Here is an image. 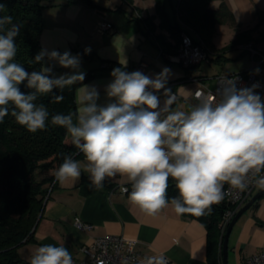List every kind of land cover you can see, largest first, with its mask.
Wrapping results in <instances>:
<instances>
[{
	"label": "clouds",
	"instance_id": "9594fccd",
	"mask_svg": "<svg viewBox=\"0 0 264 264\" xmlns=\"http://www.w3.org/2000/svg\"><path fill=\"white\" fill-rule=\"evenodd\" d=\"M6 5L0 3V13ZM21 25L13 17L0 14V123L9 114L31 133L45 130L50 113L38 96L51 94L50 103L64 100L53 93L82 82L81 56L66 50L42 49L33 61L40 70L27 71L15 61L16 38ZM91 52L85 49V54ZM47 57L69 69L53 75L54 65H44ZM169 69L154 78L140 71L114 68L106 86L108 102L99 104L95 86L78 90L75 112L56 113L50 123L62 127L77 149L61 153L62 163L53 171L54 182L80 180L87 173L91 186L103 188L104 181L117 175L126 177L129 199L145 213L155 215L171 203L177 215H210L212 206L225 198V185L241 191L250 183L264 189V99L256 92L259 84L238 88L236 78H222L215 94L195 92L198 103L190 110H174L176 94L166 88ZM259 73V68L254 70ZM32 91L25 93L20 85ZM163 90L161 104L156 93ZM83 154L86 163L75 157ZM177 196L168 197L169 181ZM29 264H74L63 245L38 246ZM127 264V261H125ZM138 264H168L161 255L143 257Z\"/></svg>",
	"mask_w": 264,
	"mask_h": 264
},
{
	"label": "crops",
	"instance_id": "0c3cea01",
	"mask_svg": "<svg viewBox=\"0 0 264 264\" xmlns=\"http://www.w3.org/2000/svg\"><path fill=\"white\" fill-rule=\"evenodd\" d=\"M222 1L231 10L236 21L233 27L238 31L256 26L260 18L258 30L264 29V0H211L209 6L217 8ZM43 3L41 49L80 54V71L95 72L82 85L97 88L101 105L108 102L105 88L113 79L112 70L122 68L131 73L136 71L140 61L147 63L143 74L152 78L164 68L170 70L166 88L176 93L174 110H190L196 102L193 92L200 82L212 85L216 75L225 74L219 72L209 76L201 64L190 68L182 66L171 59L174 53L163 51L155 39L158 28L148 35L145 33L147 25L143 19L155 14V0H44ZM101 18L112 23L111 30L97 32ZM152 20L156 25L159 19L156 16ZM254 45L264 49V39ZM86 48L91 49L89 54H85ZM103 62L112 64L102 66ZM42 63L54 65L55 76L70 71L47 57ZM82 85L79 84L75 91L77 108L78 90ZM156 94L163 104V90ZM78 160L86 163L83 154ZM82 175L86 176L84 181L80 178L63 185L56 182L51 188L35 226L34 240L18 248L26 264L36 248L44 244H63L72 256L84 258L80 246L106 234L136 239V248L142 255L163 254L168 264H207L206 229L200 221L177 215L170 202L155 215L145 213L122 192L121 186L130 184L126 177L107 178L103 188L98 189L91 186L87 173ZM76 218L91 224V228L76 226ZM263 247L264 196L233 225L228 237L227 264H243Z\"/></svg>",
	"mask_w": 264,
	"mask_h": 264
},
{
	"label": "trees",
	"instance_id": "16d2710c",
	"mask_svg": "<svg viewBox=\"0 0 264 264\" xmlns=\"http://www.w3.org/2000/svg\"><path fill=\"white\" fill-rule=\"evenodd\" d=\"M44 0H0L6 5L4 13L13 17V22L21 25L20 34L16 38L17 56L15 61L22 64L27 71H39L41 65L33 58L42 50L40 47V33L42 30V12ZM49 1V0H47ZM70 1V0H69ZM211 0H155V14L143 20L147 25L145 33L148 35L155 28L159 32L154 34L162 50L176 53L180 42V33L187 32L196 42L198 39L208 46L212 45L211 36L217 23L236 25L234 16L226 5L221 2L219 7L209 6ZM158 17L154 25L152 17ZM259 19L256 26L239 30L235 41L242 44L264 39V29L258 30ZM168 37V38H167ZM104 63V62H103ZM109 66L112 64L108 62ZM195 65L188 66L190 68ZM89 71L85 79L94 75ZM20 85L22 92L32 91ZM79 82L65 87L62 93L54 89L53 93L62 94L64 100L59 103H50L51 94L39 95L37 103H43L52 114L75 112L77 110L75 91ZM49 121L45 130L31 133L15 122L10 114L0 123V264H26L20 256L18 248L23 243L34 240V230L43 209L44 202L51 188L55 185L53 171L62 163L61 153H74L77 151L71 144V138L66 130L54 126ZM78 155L75 158L78 159ZM86 179L82 175L81 181ZM128 192L131 185H127ZM256 188L238 206L226 198L219 204L212 206L210 215L194 217L206 229V261L207 264L222 263V241L225 231L226 213L236 211L257 190ZM128 192H126L128 194ZM167 195L169 198L177 196L174 181H169ZM264 193L251 205L254 209ZM249 208V209H250Z\"/></svg>",
	"mask_w": 264,
	"mask_h": 264
},
{
	"label": "built area",
	"instance_id": "2783aa9c",
	"mask_svg": "<svg viewBox=\"0 0 264 264\" xmlns=\"http://www.w3.org/2000/svg\"><path fill=\"white\" fill-rule=\"evenodd\" d=\"M112 23L105 18H101L96 26L97 32L103 33L112 29ZM241 48L250 54L251 66L248 69L219 74L214 78L212 85H208L205 82H200V85L194 90L193 96L195 98V92L197 90L202 91L204 94H215L216 90L222 80V78H236L237 87H251L253 84H259L256 92L264 99V49L256 47L250 42L241 44ZM210 49L203 42L198 39L193 41L192 37L182 31L180 33V42L176 53L171 55V59L177 61L184 67L191 65H199L203 62H210ZM109 63L104 62L102 66H108ZM147 63L140 61L136 65V71L144 72ZM259 68V73L254 70ZM176 94L174 91L172 92ZM196 103H198L195 98ZM194 104V105H195ZM127 186H121L122 192ZM256 188L254 183H250L249 187L244 190H238L231 188L230 185H225V198L232 203H238V206L244 201V199ZM126 193V192H125ZM234 211H228L226 213L224 226L227 224ZM76 226L82 229H90L91 224L81 221L79 218L75 219ZM137 240L129 237H125L117 234H106L103 236H97L89 244H83L79 250L84 254V258L73 257L74 264H136L140 259L145 257L136 248ZM243 264H264V247L258 252L249 256Z\"/></svg>",
	"mask_w": 264,
	"mask_h": 264
},
{
	"label": "rangeland",
	"instance_id": "374dc122",
	"mask_svg": "<svg viewBox=\"0 0 264 264\" xmlns=\"http://www.w3.org/2000/svg\"><path fill=\"white\" fill-rule=\"evenodd\" d=\"M238 30L225 23H217L212 36L210 46V63H201L209 76L216 73H232L248 69L252 62L250 54L241 48L237 38ZM213 80V79H210Z\"/></svg>",
	"mask_w": 264,
	"mask_h": 264
},
{
	"label": "water",
	"instance_id": "95a60500",
	"mask_svg": "<svg viewBox=\"0 0 264 264\" xmlns=\"http://www.w3.org/2000/svg\"><path fill=\"white\" fill-rule=\"evenodd\" d=\"M264 193V189L259 188L244 204H242L231 216L225 227L223 234L222 247V263L227 264V254H228V237L231 229L237 219L251 207V205Z\"/></svg>",
	"mask_w": 264,
	"mask_h": 264
}]
</instances>
